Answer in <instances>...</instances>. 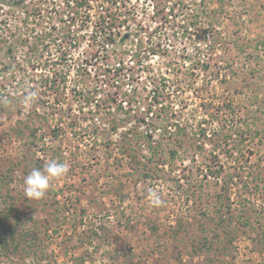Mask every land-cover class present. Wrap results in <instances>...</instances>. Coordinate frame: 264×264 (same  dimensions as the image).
Returning a JSON list of instances; mask_svg holds the SVG:
<instances>
[{"label":"rangeland","instance_id":"374dc122","mask_svg":"<svg viewBox=\"0 0 264 264\" xmlns=\"http://www.w3.org/2000/svg\"><path fill=\"white\" fill-rule=\"evenodd\" d=\"M11 1L0 4V48L14 50L0 49V100L8 101L0 104V247L8 226L35 238L0 264H264V0H154L170 47L150 69L155 92L144 80L122 97L125 106L113 90L93 94L83 73L78 81L74 60L56 59L62 47L54 39L62 30L51 29L47 0L22 7ZM201 27L217 38L211 56ZM18 28L29 35L24 46L15 44ZM42 36L41 52L31 50ZM49 72L58 81L46 88L41 75ZM29 91L37 99L26 106ZM238 129L251 136L238 153L243 166L232 184V217L250 224L215 236L206 200L235 171L219 141ZM148 135L162 139L164 152L152 156L143 147L130 155ZM53 161L67 165L66 175L51 180L43 198L26 197L25 177ZM222 164L217 183L211 171ZM146 169L150 177L139 174ZM153 190L160 207L150 202Z\"/></svg>","mask_w":264,"mask_h":264},{"label":"built area","instance_id":"2783aa9c","mask_svg":"<svg viewBox=\"0 0 264 264\" xmlns=\"http://www.w3.org/2000/svg\"><path fill=\"white\" fill-rule=\"evenodd\" d=\"M47 1L54 22L59 20L51 24V29L62 30L54 39L62 47L56 59L74 60L77 80L83 73L85 82L93 85L89 87L93 94L98 97L113 90L125 106L128 100L122 97L133 96L140 82L147 80L144 86L152 88L150 69L155 70V64L163 62L170 47L166 25L158 21L154 0ZM166 9L170 11V7ZM40 17L38 14L36 20ZM85 47L95 53L87 56ZM76 55L80 57L75 59ZM64 75L69 84L71 74L64 71ZM79 89L87 91L84 86Z\"/></svg>","mask_w":264,"mask_h":264},{"label":"trees","instance_id":"16d2710c","mask_svg":"<svg viewBox=\"0 0 264 264\" xmlns=\"http://www.w3.org/2000/svg\"><path fill=\"white\" fill-rule=\"evenodd\" d=\"M25 1L26 0H13L10 3L17 6V7H22L25 4ZM6 2H7V0H0V4H4ZM206 9L207 8H204L202 12L206 13L207 12ZM189 25H191V24H189ZM201 28L203 30L202 34H203L204 38L209 42V44L207 46H210L209 51H210V56H211L212 52L215 50L216 46L218 45L217 38L214 36V34L212 32L207 30L208 29L207 27H201ZM27 30H29V29H27ZM14 33L18 34V40L15 43V44H17V46H24L25 44H28V42L30 40L28 33L22 32V30L21 29L19 30V28L16 29V31ZM37 40L38 41H35L34 45L31 47V50H35L36 52H41V49H40V45L42 44L41 41H45V37L42 36L40 39L37 38ZM0 42H4V39L0 40ZM201 44H202V42H201ZM12 48H13L12 45H9L6 48L2 47L0 49L5 50L6 54H10V53L12 54L14 51ZM46 48H48L47 45H45L43 47V50H45ZM204 57H206V56L204 55ZM38 58H39V60H42V58L40 56ZM226 65H228V63H226ZM57 74H58L57 72L54 74L53 73L51 74V72L44 73L43 75H41V78L43 76L41 84L43 86H46V88H51L58 81V75ZM37 84H39V86H41L39 82H37ZM44 94H46V93L45 92L41 93V96H43ZM40 100L41 99H39V101ZM168 126H167L166 131H168ZM176 126H178V125H176ZM180 130L185 131L186 129L184 130V128L182 126H179V131ZM205 134H206V129H201V135H205ZM250 134H251L250 132L245 131L244 129H242V130L238 129L235 131V134L226 135L223 138L224 141L223 140L219 141V142L222 141L224 144V147H227V153L226 154H227V156L232 158L233 164L235 165V167H234L235 171L232 175L229 176V181L227 180L226 184L221 186L222 192L216 193L214 196H211V194H208L209 198L206 200V202H208L207 206L209 208H207L206 209L207 211H205L204 213L209 214V211H212V214H214V212H215V216L213 217L214 218L213 222L215 223V227H211L209 229V231L212 230L213 232H216L215 236H219V234H218L219 231L224 232L226 235L232 234L233 232H238L239 230L249 226V224H250L248 219L241 221L240 220L241 218L239 219L240 222L235 223V221L232 217V215H233L232 205L235 202L233 199V195H232V190H233L232 184H234L235 181L237 183H239V181H237V180H238V178L240 179L241 175H242L239 170L243 166V164H241L240 156H238V153L242 150V143L245 140H248L247 138H248V136H251ZM234 135H236L237 137L240 136V139H237V141H236V139H232V138H234ZM146 138H147L146 143L142 145V142H141L137 147L138 149L137 150L135 149L136 152H134L133 154H130V155L133 156L134 154H137L135 156H138L141 152H143V150H145V148H146V151L150 152V154L152 156L164 152L165 146L162 142V139H156L155 140L153 138V135H148V136H146ZM230 138L232 139L231 141L229 140ZM200 145H201V143H200ZM201 146H203V145H201ZM143 147H145V148L143 149ZM202 148H204V146ZM123 150H124V152L129 153L128 150H134V149H128V150L123 149ZM178 154H179L178 148H175V147L171 148L170 156L173 159H176L178 157ZM40 167H41V165L39 166V168ZM146 167L147 166H145L144 168H146ZM207 167H209V165H207ZM146 170L140 171L139 174L144 175L146 177H150L151 176L150 175V169L149 170L146 169ZM223 170H224V165L222 164L215 171H211V174H213L212 176H214V178L217 180V183H218V180L220 179V176H221ZM143 172H145V173L143 174ZM242 181L244 183H246L243 185L244 191L243 190L242 191L249 193L251 190L249 189V186L247 184L248 181H245L244 179H242ZM239 192H240V194H242L241 190H239ZM211 206L213 208H210ZM10 210L12 212L14 209L12 208ZM241 211H243V210L241 209ZM237 215L239 216L240 212ZM233 216H235V215H233ZM238 224H240V225H238ZM7 228H8L9 239L3 240L1 243L0 262H1V256L18 253L21 249H24V243L23 242H25L24 241L25 238L27 239L28 236H30L31 238H35V234L32 235V233H30V234L29 233H27V234L26 233H18L17 229L14 226H8ZM204 230H206V227L204 228ZM27 232H29V231H27ZM212 235H214V234H212ZM204 241L205 242L202 243V245L204 247L205 246L209 247V245H211L210 240L208 238H205Z\"/></svg>","mask_w":264,"mask_h":264},{"label":"clouds","instance_id":"9594fccd","mask_svg":"<svg viewBox=\"0 0 264 264\" xmlns=\"http://www.w3.org/2000/svg\"><path fill=\"white\" fill-rule=\"evenodd\" d=\"M37 99L35 91H29L22 98V103L26 106L33 104ZM8 101L0 100V104L6 105ZM68 167L64 163L56 161L50 162L44 170H33L24 179V193L30 199L39 200L44 197L50 187V182L53 179L62 178L66 175ZM150 202L154 207H160L164 201L161 195L153 190L149 193Z\"/></svg>","mask_w":264,"mask_h":264}]
</instances>
